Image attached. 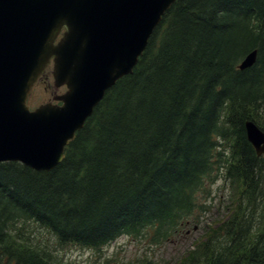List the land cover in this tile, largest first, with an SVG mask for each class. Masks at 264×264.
<instances>
[{
	"label": "trees",
	"instance_id": "obj_1",
	"mask_svg": "<svg viewBox=\"0 0 264 264\" xmlns=\"http://www.w3.org/2000/svg\"><path fill=\"white\" fill-rule=\"evenodd\" d=\"M249 119L264 130V0H177L60 164L0 162V264H71L55 244L161 245L204 221L174 264H264V154ZM129 264L172 262L144 251Z\"/></svg>",
	"mask_w": 264,
	"mask_h": 264
},
{
	"label": "water",
	"instance_id": "obj_2",
	"mask_svg": "<svg viewBox=\"0 0 264 264\" xmlns=\"http://www.w3.org/2000/svg\"><path fill=\"white\" fill-rule=\"evenodd\" d=\"M177 0H0V161L50 171L63 159L106 91L133 72L166 11ZM66 28L57 45L59 31ZM251 50L239 65L257 60ZM55 56L56 95L31 110L33 84ZM264 153V130L245 122Z\"/></svg>",
	"mask_w": 264,
	"mask_h": 264
},
{
	"label": "rangeland",
	"instance_id": "obj_3",
	"mask_svg": "<svg viewBox=\"0 0 264 264\" xmlns=\"http://www.w3.org/2000/svg\"><path fill=\"white\" fill-rule=\"evenodd\" d=\"M46 87V84H45ZM53 89L49 87L44 88V83L42 81L36 83L30 100V106L32 108L36 107L38 104L46 102L49 100L51 95H53ZM222 181H218L214 185V194L217 198L213 203L218 205L223 202L228 187L224 188ZM218 216V210L213 208L208 214V218H214ZM205 222L197 225L193 230H189L181 236H176L172 240L161 245H151L146 241L131 240L130 237L122 236L118 238L111 245L106 247L102 252H97L92 249H84L78 245H68L65 248L55 244L58 251L64 254L66 260L71 264H117L118 260H123L124 264L132 263L134 258L139 254H143L147 251L151 256L155 254V258L159 261H164L165 259L170 260L172 264L176 262V259L181 257L182 253L193 245V242L202 235L203 225ZM208 222H206L207 224ZM35 227L36 236H43L45 238L54 241V237L47 233L46 229L33 225ZM109 261L107 262V260Z\"/></svg>",
	"mask_w": 264,
	"mask_h": 264
},
{
	"label": "flooded vegetation",
	"instance_id": "obj_4",
	"mask_svg": "<svg viewBox=\"0 0 264 264\" xmlns=\"http://www.w3.org/2000/svg\"><path fill=\"white\" fill-rule=\"evenodd\" d=\"M65 29L63 28L57 35L56 39H55V43H57L61 37L64 35ZM53 65H54V58H52L51 63L48 65V67L46 68L45 73H43V75L41 76V78L39 79L38 82L42 81L44 83V88L48 89L49 87H52L51 81H53V74H52V69H53ZM46 84V87H45ZM54 93V89L52 90ZM32 95V93H31ZM30 95V97H31ZM52 96V95H51ZM30 97H29V101H30ZM51 99V97L49 98V100Z\"/></svg>",
	"mask_w": 264,
	"mask_h": 264
}]
</instances>
